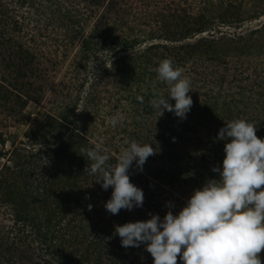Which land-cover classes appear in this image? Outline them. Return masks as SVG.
Returning a JSON list of instances; mask_svg holds the SVG:
<instances>
[{
  "label": "rangeland",
  "instance_id": "rangeland-1",
  "mask_svg": "<svg viewBox=\"0 0 264 264\" xmlns=\"http://www.w3.org/2000/svg\"><path fill=\"white\" fill-rule=\"evenodd\" d=\"M251 7L243 16L236 8L225 23L208 25L216 8L203 0H0L9 23L2 33L18 42L4 43L11 39L0 35V50L11 44L33 62L30 70L15 71L26 83L21 102L0 89V264L37 262L41 235L53 230L41 201L60 208L63 189L72 197L70 209L74 199L82 200L81 210L63 216L81 223L73 238L91 240L84 225L102 207L87 210L94 201L89 195L99 192L103 206L112 192L103 190L99 174L85 172L92 163L86 150L100 140L116 160L108 162L113 166L126 142L154 147L142 171L135 164L129 170L131 182L143 190L139 209L146 219L178 213L193 190L219 179L212 171L224 158L218 131L234 119L264 126V14L253 16ZM165 58L191 81L193 104L184 120L168 111L160 117L149 103L155 95H169L155 71ZM9 67L0 62V79L12 84L15 67ZM114 116L123 117L115 127ZM50 184L60 199L44 198ZM134 210H121L110 231L141 221ZM145 247L124 248L119 238L91 261L120 256L122 264H153Z\"/></svg>",
  "mask_w": 264,
  "mask_h": 264
},
{
  "label": "clouds",
  "instance_id": "clouds-1",
  "mask_svg": "<svg viewBox=\"0 0 264 264\" xmlns=\"http://www.w3.org/2000/svg\"><path fill=\"white\" fill-rule=\"evenodd\" d=\"M158 79L169 89L167 97L155 95L150 105L159 116L172 112L184 120L193 101L191 81L172 59L161 60L155 68ZM143 102V97H138ZM170 100L175 103H170ZM123 117H112L115 127ZM256 126L245 119L225 123L217 134L224 141L222 166L212 171L219 179H209L195 190L178 213L169 210L161 218L150 214L144 221L115 226V235L124 248L145 245L153 264H262L264 250V139L256 135ZM102 140L86 150L92 161L85 172L99 174L103 190L112 189L104 207L117 215L121 210L141 208L143 190L131 182L129 170L135 164L142 171L155 154L150 144L126 142L117 163H108L110 155L101 148ZM169 209L173 205H167ZM91 208V206H89Z\"/></svg>",
  "mask_w": 264,
  "mask_h": 264
},
{
  "label": "trees",
  "instance_id": "trees-1",
  "mask_svg": "<svg viewBox=\"0 0 264 264\" xmlns=\"http://www.w3.org/2000/svg\"><path fill=\"white\" fill-rule=\"evenodd\" d=\"M248 3L252 6L250 9L252 10V12H254L253 16H261L264 14V0H251L250 2L249 0H226V1L224 0H216V1L203 0V5L205 7L215 6L216 8V14H217L216 18H214L212 22H207V24L208 25L210 24L220 25L221 23H225L227 21L226 16L233 17V16H230V12L231 14H233L236 8H242V10L238 11L239 13L241 12L242 16L247 14ZM5 15L6 14L4 13V10H2V12H0V35H2L3 38L5 39L6 38L11 39V40H6V42H4L5 41L4 40L3 41L4 43H14L13 45H15V43H18V42L14 40L13 37L4 36L2 33V31H4L9 26L8 20L5 18L6 17ZM16 24L18 23L16 22ZM3 42L0 39V45ZM10 45L8 46L3 45L2 47L3 49L0 50V62L1 63L6 62L10 67H15L13 68L14 75L12 77L14 82L12 84L8 82L3 83L2 80L0 79L2 83L0 84V89H3V91H9V93L13 97H15L17 101L21 102L22 96L24 95L23 89L24 87H26L25 86L26 83L22 79H20L21 76L17 74L15 71L18 68L21 69L20 71H25V70L27 71L29 68H31L30 66L33 62L29 64V62L26 60L27 55H29L26 51L11 50L9 49ZM36 92L37 90L32 89L31 93L35 94ZM31 98L32 97H30V99ZM255 126L257 128L256 130L257 137L264 139V126L263 125L261 127L257 125ZM16 150L17 148L13 149L10 155H12L14 151L16 152ZM22 151L25 152V149ZM4 152H5L4 154H7L8 151H4ZM115 161L116 160L113 157H110V160L108 162L113 163ZM16 166L17 167L19 166L18 163L13 164V167H16ZM51 187H52V184L48 185V187L44 189L43 191L44 198L45 197L48 198L47 200L54 199V198L60 199L61 197L59 196V194H57L54 188L51 189ZM61 193L64 195L66 199V203L60 206V208H58L56 204L54 203H45L44 200L43 202L41 201V204L44 207L41 206L40 204L38 205V208L43 207L42 212H45L47 214V217H45V219L46 221H48V226L52 227L53 230L51 232H47L49 237L43 234L41 235L42 242H40L41 245L38 246L37 251H36L37 252L36 257H38V260L34 264H92L91 259L94 260L95 258L96 260H98L102 256L101 252L104 253L103 250L101 251L103 247H107V246L115 247L117 246V244H119V237L115 235V230L112 232L110 231L111 226L119 218H117V215H113L110 218L105 216V215H109L110 213L107 212L104 214V210L106 211L104 205L102 206L98 204L97 196L99 195L97 193L99 192L91 193V195H89V198L90 199L94 198V201L92 200V202L90 203L91 208L87 206L89 208L87 210L98 212L99 208L102 207L101 213L97 217H90V220L88 218V223L84 225V227L88 229L87 234L89 235L87 239H89L91 235L92 237L90 238L91 240L84 241V242L77 241L76 236H74L73 238L72 232L75 231V229L79 228L81 223L76 222L75 224L79 225V226H76L75 224H71L70 220L66 221L64 217L68 215L66 211L76 212V210L78 209L81 210L83 208L82 200L74 199L75 203H72V204L75 206V208L70 209L69 205L71 204L70 202H72L71 201L72 197H70V194L68 192H64V189ZM80 196L82 197L81 194ZM96 207H98V210L96 209ZM135 211L140 212V209L137 208V210H134L133 212ZM90 213L92 214V212ZM143 214L144 213L140 212V215L143 217L141 221L147 220L146 217L143 216ZM59 215H60V218L54 217V216H59ZM121 216H122V220H127V217L126 215H124V213H121L120 218ZM94 231H96V234L95 236H92V232ZM99 232H101V236L97 237V234ZM107 236L111 237L112 239L110 238L108 241ZM83 245L85 247L80 248ZM71 246H74V248L72 249ZM259 256L261 258L262 264H264V250H262L261 253H259ZM101 264H122V263L120 260V256L118 257L114 256V257H111V259L107 258L106 262L101 263Z\"/></svg>",
  "mask_w": 264,
  "mask_h": 264
}]
</instances>
